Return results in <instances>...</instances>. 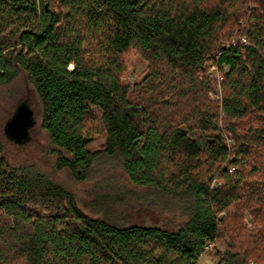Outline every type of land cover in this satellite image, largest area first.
Returning <instances> with one entry per match:
<instances>
[{"label":"trees","instance_id":"16d2710c","mask_svg":"<svg viewBox=\"0 0 264 264\" xmlns=\"http://www.w3.org/2000/svg\"><path fill=\"white\" fill-rule=\"evenodd\" d=\"M133 50L140 81L126 78ZM209 61L220 82L200 79ZM19 79L25 96L0 133V264H200L210 243L225 247L215 264H264V0H0V90ZM23 101L35 124L17 143L6 124ZM36 125L57 170L82 181L110 162L176 198L184 219L86 212L56 177L11 162L7 140L26 144Z\"/></svg>","mask_w":264,"mask_h":264},{"label":"rangeland","instance_id":"374dc122","mask_svg":"<svg viewBox=\"0 0 264 264\" xmlns=\"http://www.w3.org/2000/svg\"><path fill=\"white\" fill-rule=\"evenodd\" d=\"M125 61L127 80L140 81L148 73L146 61L137 51L127 53ZM224 68L228 70L226 66ZM223 72L218 69L216 63L209 61L205 70L199 72V77L203 79L209 76L217 78L220 82L223 79ZM208 95L214 101H221L223 98L221 86L219 85L217 90L211 89ZM24 96L25 87L22 79L0 90V133L3 131L5 118L11 114L15 104ZM30 102L34 110H37L38 102L34 92L30 96ZM92 108L99 111L97 107ZM105 140L104 133L94 135L90 148L92 150L102 149ZM227 143L233 144L232 139L228 137ZM51 148L48 134L41 130L39 125L31 131V140L26 144L21 146L9 140L6 142L11 162L16 165L36 164L43 172L56 177L75 194L79 205L91 215L110 219L120 225L133 222L165 223V221L176 224L184 219L181 203L178 204L176 198L159 194L145 187H135L128 181L122 169L110 162L102 164L108 170L106 174L92 173L88 179L82 181L75 179L67 169L57 170L55 168L57 155L51 152ZM244 221L247 227H253V220L249 213H245ZM218 246L216 249V245L211 243L201 257L200 264H215L220 259L217 252L225 248L220 243Z\"/></svg>","mask_w":264,"mask_h":264},{"label":"water","instance_id":"95a60500","mask_svg":"<svg viewBox=\"0 0 264 264\" xmlns=\"http://www.w3.org/2000/svg\"><path fill=\"white\" fill-rule=\"evenodd\" d=\"M34 124V111L27 101H23L7 121L6 133L12 140L22 143L30 138V128Z\"/></svg>","mask_w":264,"mask_h":264},{"label":"built area","instance_id":"2783aa9c","mask_svg":"<svg viewBox=\"0 0 264 264\" xmlns=\"http://www.w3.org/2000/svg\"><path fill=\"white\" fill-rule=\"evenodd\" d=\"M209 245H211V243H210V244H208V245L206 246V248H209ZM206 248H205V249H206Z\"/></svg>","mask_w":264,"mask_h":264}]
</instances>
